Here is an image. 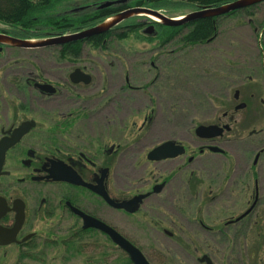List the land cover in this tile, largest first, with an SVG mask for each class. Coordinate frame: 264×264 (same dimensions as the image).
Returning <instances> with one entry per match:
<instances>
[{
	"label": "flooded vegetation",
	"instance_id": "obj_1",
	"mask_svg": "<svg viewBox=\"0 0 264 264\" xmlns=\"http://www.w3.org/2000/svg\"><path fill=\"white\" fill-rule=\"evenodd\" d=\"M115 2L122 1L108 0L100 6ZM214 21L216 23L208 39L187 44L200 46L215 43L218 19ZM153 30L151 33H155ZM80 31L82 29L75 32ZM0 33L16 37L3 30ZM61 35L17 38L35 42ZM85 40L34 47L0 43V55L8 56H0V141L12 137L15 130L24 124L27 129L6 150L0 169V196L6 201L0 224L12 228L17 215L14 203L21 199L24 204V222L17 234L18 242L12 244L26 246L38 234L37 230L32 231L29 227V203L33 197L40 199L35 206V215L44 218L46 226L73 220L69 230L77 238L100 239L102 236L111 243V238L103 230L84 227V219L73 209L76 208L114 227L144 253L133 240V232L122 229L125 219L142 214L145 219L154 221L158 234L168 236H173L175 231L185 235L189 231L188 226L192 225L194 227L190 232L201 231L208 239L229 236L230 231L235 230L236 225L249 217L252 211L238 218L255 200L260 201L262 175L259 163L264 160V144L254 146V158L243 170L244 190L250 191L251 187L254 190L253 197L250 196L247 201V209L225 219L223 206H218L224 196L221 187L225 178L222 172L224 161L216 155L226 157L229 154L226 150L228 144L244 142L238 133L233 134V138L227 133L240 126V112L245 110L251 109V117L256 114L259 118L260 115L263 121L262 127H253L249 134L257 138L264 136V80L259 83L253 76L247 77L242 73L245 68L233 65L232 80L238 89L231 108L226 105L227 110H224L218 89H209L206 96L215 97L205 111L211 120L201 123L228 126L230 129L226 127L218 136L199 137L196 134L199 124L195 126L197 138L192 146L171 137L161 138L146 152V161L139 164L138 161L144 157V142L152 129L159 126L158 120L162 128L167 129L176 123L186 125L187 118L181 114L177 118L176 110L179 107L177 96H184L181 94L185 91L182 87L188 82V77L181 78L176 69V64L180 66V63H175L169 52L158 53L157 57L147 62L138 55L112 57L111 54H115L119 46L111 39L99 45ZM74 42H77L74 48L63 51L66 43ZM173 42H154L155 49L164 51ZM23 51L28 52L27 56H17ZM93 53L99 55L94 57ZM207 53L210 54L206 56L210 60L208 66L214 71L222 70L223 49L214 46ZM148 64L152 65L150 72L144 71ZM242 87L247 96L242 95ZM236 95L239 97L236 98ZM191 103L187 102L189 107ZM240 103L244 105L241 107ZM220 108L222 110L219 111ZM186 110L188 107L183 105V109L178 111L182 113ZM169 140L183 145L185 152L172 158L149 159L153 148ZM212 146L221 151H212ZM235 169L231 178L226 175L228 182H240L238 165ZM207 173L208 178L204 181ZM17 181L24 185L32 183V189L24 190L23 186V194H10L12 189L17 188ZM217 183L220 185L217 186ZM140 195L144 197L133 212L111 204L128 202ZM185 207L189 208L190 214H196L194 218L185 212Z\"/></svg>",
	"mask_w": 264,
	"mask_h": 264
},
{
	"label": "rangeland",
	"instance_id": "obj_2",
	"mask_svg": "<svg viewBox=\"0 0 264 264\" xmlns=\"http://www.w3.org/2000/svg\"><path fill=\"white\" fill-rule=\"evenodd\" d=\"M106 1L108 2V0H61L54 5L49 11V14L52 16L57 15V17L60 15H69L74 20V16L77 14L82 12L88 13L94 6L101 5ZM112 1L123 2L126 0ZM174 2H178L179 4H175ZM154 9L159 10L169 17H178L185 16L199 8L192 5L189 0H171L170 4L168 3L163 8ZM130 17L139 18V20L143 18L142 21L145 19L148 22L144 27L136 31L127 32L128 35L126 38L114 39L119 48H115L118 53L111 54V56L124 58V56L128 57L131 55L133 57L138 55L142 56L144 61L149 62L151 59L153 60L157 57L158 53L162 55L169 52L170 57L175 59V63H180V66L176 64V69L181 74V78L188 77V82L182 87L185 89L184 92H181L184 96H177V102H179L177 105L179 107L176 110L177 118L180 117L178 114L187 118L186 125L176 123L174 127L167 129L165 127L162 128L163 126H161L158 120L157 125L159 126L152 129L151 134L144 142V157H142L143 160L138 161L139 164L146 161V152L160 141L161 138L171 137L179 141H184L192 146L193 141L197 138L195 126L201 123L205 124V122L211 120L205 112L207 111V107L210 106V103L215 99L214 96H206V92H210L209 89H218V92L222 95L220 99L224 102V110H227L226 105L228 109L231 108L230 106L234 101V93L238 89V85L236 86L232 80L231 68H233V65H239L245 68L242 73L246 76H253L259 83L264 80V7L245 11L241 9L235 14L225 17L220 16L217 22L218 36L215 39V43L200 46H189V44L184 42L185 40L181 41L182 37L189 32L190 28L182 29L180 32H178L179 30L170 31L167 28L160 27L151 18L136 15H131ZM151 25L155 33L148 34L145 30ZM2 27L5 26L0 23V28ZM84 29L86 28L82 30ZM120 31L125 32V29L121 28ZM174 33L179 34H177L178 38L170 39L174 42L170 46L168 45L169 47H166L164 51L158 52L155 49L156 45H154V42L169 40L167 38ZM214 46H217L220 50L223 49L221 57L224 58V62L222 70L219 71H214L211 69L212 67L208 66V61L210 60L206 57L210 55L207 52L214 48ZM139 52L143 54H139ZM14 53V56H16L17 53ZM25 54H28V52L23 51V53L17 56L25 57L27 56ZM93 55L96 57L99 54L93 53ZM2 57L8 56L4 55ZM145 67V70H143H147V72H150V69H152V65L149 64ZM221 79L223 80L220 81ZM177 88L176 86V90ZM241 89L242 95L247 96L244 87ZM258 94L262 95L263 93ZM188 101L192 102L191 107L187 104ZM183 105H186L188 110L179 113L180 111L178 110H182ZM218 110L220 111L222 109L220 108ZM240 114L242 115L241 124H238L240 126H237L238 128H235L233 132L227 133V135L233 138L235 136L233 134L238 133L244 142L233 141L228 144L226 150L229 154L226 157L216 155V158H222L224 161L222 172L225 178L222 179L221 183L224 196L218 203V206H223L224 219L232 214L238 215L247 209V201L250 196L253 197L254 190H252V187L250 191L244 190L243 170L254 158L252 156L254 146L257 145L258 147V145L263 146L261 144H264V136L257 138L249 134L253 127H262L263 121L260 115L259 118H257L258 115L256 114L254 117H251V109L240 112ZM246 116H249V118ZM224 159L230 160L225 161ZM237 165L240 182H228L226 175H229L231 178ZM259 167L260 175H262L260 205L258 211H255L251 215V221H253L255 215L259 214L264 216V160L262 162L260 161ZM207 178L208 173L207 176L203 177V180L206 181ZM16 184L17 188L12 189L10 194H23V188L21 189L23 186L25 188L24 190L29 191L32 189V183L24 185L17 181ZM218 185L220 184L217 183ZM39 200L33 197L29 203L31 211L29 227L32 231L37 230V236L26 246L17 244L0 246V264H20L19 258H21L23 251L31 252V254L34 253L37 256V258L32 259L31 257H27L22 260L26 264H126L122 261V258H125L127 255L126 252L121 250V248L119 249L112 241L109 243L102 236L100 239L94 237L77 238L74 236L69 230L74 224L73 220H69L64 224H49L46 226V220L39 215H35V206L39 204ZM212 207H214V210H218L215 205ZM184 209L191 218H194L195 213L190 214L188 207ZM124 221L125 223H122V229L128 233L133 232V240L142 247L153 264H206L200 262L199 259L203 254L209 255L215 264H248L246 260L247 245L245 246V243L249 240L247 231L249 230L248 226L251 227L250 224L252 223L246 226L243 225L239 229V231H243L240 233L238 239H236V232L233 230L230 231L229 236L224 235L221 239L215 240L212 238L208 239L201 231L190 232L194 225L192 227L187 225L189 231L185 235H181L177 231H175L173 236L158 234L154 226V221L152 219H145L142 214L127 218ZM237 227L238 225H236V230ZM48 230H51V232H48Z\"/></svg>",
	"mask_w": 264,
	"mask_h": 264
},
{
	"label": "trees",
	"instance_id": "obj_3",
	"mask_svg": "<svg viewBox=\"0 0 264 264\" xmlns=\"http://www.w3.org/2000/svg\"><path fill=\"white\" fill-rule=\"evenodd\" d=\"M61 0H0V23L5 27L0 28L5 32L15 35L16 37H31V38H39L45 36H51L55 34H64L67 32L78 31L83 28H89L94 25H97L107 18L121 13L123 10H126L135 6H144L150 8H163L168 3L170 4L171 0H126L124 2H118L112 5H104V6H94L90 12H82L74 16V20L69 17V15H60L57 17L49 14V11L54 7V5ZM192 5H195L197 8L204 7H216L220 5H224L232 2L233 0H189ZM175 4H179L178 2H174ZM262 5V6H260ZM259 7H264V2L243 8V10L249 9H258ZM239 11V10H238ZM236 11H232L229 14H223L221 17H225L227 15L235 14ZM86 13V14H84ZM71 15V14H70ZM220 16H209L206 18H201L192 21H185L180 25H165L158 24L162 28H167L171 30H180L190 28L189 32L185 34L181 41L185 43L193 42L197 43L200 41H205L212 35V30L214 29L215 21L214 19H218ZM131 20V21H129ZM144 22L139 20V18H127L123 19L119 23L113 25L106 32L96 34L89 38H85V41L94 42L95 45H99L101 42L106 40L114 39H124L127 37V32H133L141 27H144ZM121 28L125 29V32L120 31ZM178 33L171 34L167 39H172L175 37L178 38ZM153 36V35H152ZM187 39V40H186ZM84 40V39H80ZM168 41V40H166ZM77 42L74 43H66L63 46V51H70L75 47ZM260 205V201L256 203L254 209L252 210V214L255 211H258ZM251 214V215H252ZM249 216L240 221L236 230L235 229V237L239 238L240 233L243 231H239V229L243 225H251L248 226V242L245 243L247 245L246 250V260L248 264H263L264 257V216L263 215H255L253 221H251L252 216ZM254 216V215H253ZM255 221V222H254ZM254 222V223H253ZM250 231V233H249ZM246 233V232H245ZM244 233V234H245ZM229 242H233L230 240H226ZM249 243V244H247ZM29 244V243H28ZM27 244V245H28ZM124 255H126L123 252ZM31 257L37 258L36 254L31 252L23 251L21 253V258H19L20 264H26L24 261L25 258ZM126 264H133L131 259L126 255L125 258H122Z\"/></svg>",
	"mask_w": 264,
	"mask_h": 264
},
{
	"label": "water",
	"instance_id": "obj_4",
	"mask_svg": "<svg viewBox=\"0 0 264 264\" xmlns=\"http://www.w3.org/2000/svg\"><path fill=\"white\" fill-rule=\"evenodd\" d=\"M263 1L264 0H234L230 3L216 6V7H204L202 10L191 12L190 14L184 16V18L182 19H177L175 17H169L157 9L138 6V7L129 8L113 17H110L109 19L105 20L104 22L98 25L87 28L80 32H75V33L67 34V35H61L57 37H51V38H47L43 40H38L35 42L17 38L14 36H10L4 33H0V43H7V44L21 46V47H34V46H48V45L65 43V42H72V41L89 38L96 34L106 32L113 25L119 23L120 21H122L123 19L127 17H130L131 15L156 16L159 19H161L160 22L165 25H171V26L180 25L185 21L197 20V19L206 18L209 16H221L223 14H229L232 11H236V10L243 9V8H246L252 5H256ZM110 19H112L111 22H109ZM152 30H153V26L151 25L146 30V32L151 33ZM237 97H239V95H236V98ZM243 105L244 104L240 106L242 107ZM24 125L16 129L15 134L12 137L3 138L0 141V169L3 167L6 150L12 145H14L19 140L21 135L27 130L26 128H24ZM226 127L227 129H230L228 126L221 127L218 125H199L196 128V134L199 137L218 136L224 132ZM210 149L212 151H221L219 148L215 146L210 147ZM184 152H185V148L183 145L178 144L176 141L169 140L153 148L149 152L148 157L151 160H161L165 158L176 157L178 155L183 154ZM54 179L58 180L60 178H54ZM100 193H103V192L100 191ZM143 197L144 195H140L128 202H124L121 204H115L114 202H111V204L118 208L124 207L128 209L129 211L133 212L138 208V204L142 200ZM257 198H258V195H257ZM256 203H257V200H255L252 206L243 215H241L238 218V220L244 217L245 215H247L249 212H251L254 209ZM14 204H15V210L17 211L14 226L12 228H5L0 224V245L1 246H5V245L18 242L17 234L24 222L25 211H24V204L21 199H17ZM5 206H6L5 198L0 196V219L6 209ZM73 209L84 219V227L93 226L107 233L109 237L111 238V240L113 241V243L116 244L119 248H121L124 252L127 253V255L130 257L133 264H152L149 261V259L146 257L144 252L139 247H137L134 243L128 240L114 227L92 216H89L76 208H73ZM200 262L206 263V264H215L213 259L207 254L203 255L200 258Z\"/></svg>",
	"mask_w": 264,
	"mask_h": 264
},
{
	"label": "bare ground",
	"instance_id": "obj_5",
	"mask_svg": "<svg viewBox=\"0 0 264 264\" xmlns=\"http://www.w3.org/2000/svg\"><path fill=\"white\" fill-rule=\"evenodd\" d=\"M148 17H150L151 19H153V20H155V21H161L158 17H156V16H151V15H147ZM183 18V16H178L177 17V19H182ZM112 21V19H110L109 20V22H111Z\"/></svg>",
	"mask_w": 264,
	"mask_h": 264
}]
</instances>
